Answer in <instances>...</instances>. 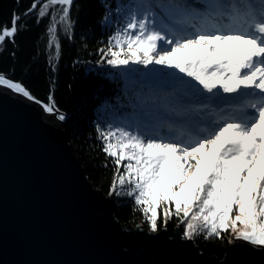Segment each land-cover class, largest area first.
Segmentation results:
<instances>
[{"label":"snow or ice","instance_id":"obj_1","mask_svg":"<svg viewBox=\"0 0 264 264\" xmlns=\"http://www.w3.org/2000/svg\"><path fill=\"white\" fill-rule=\"evenodd\" d=\"M74 7L76 0H33L14 10L11 24L0 25V47L15 45L22 17L36 12L38 24L48 17L58 62L60 33L71 38L78 24ZM101 7L96 24L106 34L95 64L118 68L133 85L97 106L101 163L113 165L107 195L128 197L151 233L166 231L174 216L185 241L211 236L264 253V0ZM0 89L40 105L50 124L69 120L53 94L41 100L3 72Z\"/></svg>","mask_w":264,"mask_h":264},{"label":"water","instance_id":"obj_2","mask_svg":"<svg viewBox=\"0 0 264 264\" xmlns=\"http://www.w3.org/2000/svg\"><path fill=\"white\" fill-rule=\"evenodd\" d=\"M41 106L0 89V264H264L229 243L206 256L177 225L124 227ZM237 241V244H242Z\"/></svg>","mask_w":264,"mask_h":264},{"label":"trees","instance_id":"obj_3","mask_svg":"<svg viewBox=\"0 0 264 264\" xmlns=\"http://www.w3.org/2000/svg\"><path fill=\"white\" fill-rule=\"evenodd\" d=\"M32 2L0 0V25H10L12 12L17 10L23 13ZM36 2L42 3V0ZM121 2L129 3L131 0ZM102 11L101 0H76L72 15L73 19L78 17V24L73 37L68 38L63 32L60 33L62 50L58 62L54 48H48V17L39 24L36 22V12L22 17L24 28L16 35L15 45L5 41L4 46L0 47V72L22 81L41 100L46 101L50 93L54 95L60 109L69 116L63 130L71 152L80 162L90 183L108 196L113 165L101 163L105 157L99 151L94 133L97 106L100 99L106 96L116 103L115 96H124L126 86L132 88L133 85L125 81L118 68L104 65L101 69L100 65L95 64L98 59L96 49L102 34H106L96 24ZM50 51L53 53L52 65H55V70L49 64ZM112 204L114 216L124 227L133 229L139 225L147 229L141 222L140 213L132 210L128 197H112ZM176 225L173 216L168 223V231L171 233ZM195 244L204 255L222 258L229 242L209 236L207 239L198 238Z\"/></svg>","mask_w":264,"mask_h":264}]
</instances>
